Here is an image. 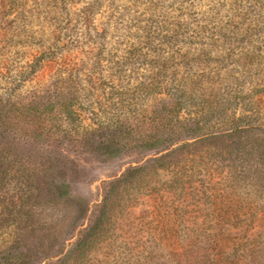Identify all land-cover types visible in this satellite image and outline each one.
<instances>
[{
  "label": "rangeland",
  "instance_id": "rangeland-1",
  "mask_svg": "<svg viewBox=\"0 0 264 264\" xmlns=\"http://www.w3.org/2000/svg\"><path fill=\"white\" fill-rule=\"evenodd\" d=\"M0 264H264V0H0Z\"/></svg>",
  "mask_w": 264,
  "mask_h": 264
},
{
  "label": "trees",
  "instance_id": "trees-1",
  "mask_svg": "<svg viewBox=\"0 0 264 264\" xmlns=\"http://www.w3.org/2000/svg\"><path fill=\"white\" fill-rule=\"evenodd\" d=\"M145 169V166H141V165H136V166H132L131 169L128 170L127 173L123 174L121 179L117 180L116 182L113 183L114 187H116V185L119 182L122 181H126V182H130L132 181L135 182L138 180L137 175L143 171ZM140 178V177H139ZM115 190L111 187V189L109 190V193L107 195V204H114L116 203L119 199L115 196ZM93 231H91L92 237L93 238H97V230L95 228H92Z\"/></svg>",
  "mask_w": 264,
  "mask_h": 264
}]
</instances>
